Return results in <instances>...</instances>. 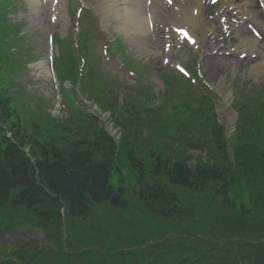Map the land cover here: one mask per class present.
Wrapping results in <instances>:
<instances>
[{
	"label": "rangeland",
	"instance_id": "obj_1",
	"mask_svg": "<svg viewBox=\"0 0 264 264\" xmlns=\"http://www.w3.org/2000/svg\"><path fill=\"white\" fill-rule=\"evenodd\" d=\"M6 1L12 0H0V18L6 16L13 23L21 24L22 31L18 32L17 44L0 41V56L3 55L4 48L8 51L14 49L22 57L28 56V53L35 54L23 83L21 79L10 76L2 78L8 88L13 83L22 84L23 93L18 96L23 99H17L16 102L19 110L23 111L21 120L25 121L30 134H35L41 141L56 139L57 145L60 144V138L67 137L60 136L65 133L63 130L69 117L65 106L67 104L72 110L75 103L68 100L69 96L62 103L61 88L69 82L59 81L54 67L60 60L58 55H65L73 47L81 46L82 30L87 39L83 43L89 45V59L95 72L103 78L107 91L104 98H120L122 114H126L131 99L138 98L135 108L139 112L132 114L134 120L129 121L128 127H123L120 132L109 128L121 148L123 144H127L114 159L111 184L114 188L126 190L128 208L121 212L105 206H94L86 221H71L61 212L57 222L46 225L24 211L13 212L7 207L0 211V234L12 230L15 232L14 236L22 241H6L4 245H0V264H250L252 250L240 249L223 239L243 236V239L259 240L264 237L263 185L247 190L246 187L242 188L243 185L237 184L242 181L238 179L227 192L218 194L211 209H206L211 201L210 197L194 195L193 192H178L181 210L175 211L174 216L168 220L155 218L136 199L135 173L127 164L126 151L123 150L134 149L144 166H147V156L152 150L164 152L172 160L185 162L191 170L199 165L213 168L216 164H226L227 160L234 163L237 156L249 154L250 150L245 145L257 147L264 144V139L261 138L243 137L244 143L239 140V126L242 122L247 120L246 129L257 128L259 116L256 109L260 101L264 102V97L261 98L258 94L264 95V76L255 80L240 70L235 74L225 73L224 86L229 87L232 92L229 106L235 111L232 120V114L225 107L223 92L220 90V93L216 88L221 79H216L215 71L209 72L204 67L205 54L201 47L196 49L184 42L180 46L175 45L173 52L165 54L166 56H158L151 45L149 52L143 54L135 38L131 40L127 35L117 32V18L103 13L98 8L97 0H72V4H68L66 0L54 23L49 22L44 13L46 9L42 10L29 0H13L19 8L14 12L8 9L6 15ZM43 2L44 0H40V7L46 6ZM86 13H90L95 20L91 22L92 19ZM197 33L204 34L200 31ZM53 39L55 46L52 47L50 40ZM51 54L55 56L54 64ZM170 54H173V58L169 57ZM124 56L133 62L132 67L139 74L123 70ZM166 59L169 61L167 64ZM80 62L83 64L82 60ZM106 77L117 79L121 85ZM82 82L85 83L83 95L79 94ZM89 87V79L85 76L73 91L76 96L88 102L86 105L92 106L93 112L98 108L93 100L87 98ZM91 89L94 90L93 83ZM10 93L12 92L8 94ZM147 96L151 107L156 108L160 114L155 131L160 129L170 114H174L175 117H169V122H183L194 133L192 118L182 116L178 108H191L194 112L198 105L206 106V110L211 107L219 115L220 122L227 131L229 145L226 155H215L210 146L205 149L183 146L174 139L180 135L179 131L174 132V129L180 127L179 124L169 127L167 134L139 127L138 122L144 116L149 123L148 111L143 102V97ZM215 99L216 106L212 107ZM234 101H239L240 108L232 105ZM80 108L81 105H78L77 110ZM241 109L251 116L241 113ZM74 111L76 110L72 113ZM108 114L105 109L101 116L106 118ZM42 116H47V119L43 120ZM205 122L204 118L197 119L194 124L203 125ZM244 126L246 127L245 123ZM246 129H243V136H248ZM83 135L88 139L91 137L88 132L79 134ZM105 154L103 150L99 152L100 157ZM204 234L213 235L221 241L211 242L209 238L202 241ZM31 236L49 240L52 249L30 240ZM259 255L264 259V246Z\"/></svg>",
	"mask_w": 264,
	"mask_h": 264
},
{
	"label": "trees",
	"instance_id": "obj_2",
	"mask_svg": "<svg viewBox=\"0 0 264 264\" xmlns=\"http://www.w3.org/2000/svg\"><path fill=\"white\" fill-rule=\"evenodd\" d=\"M3 92L0 85V210L8 207L13 212L24 211L46 225L57 222L63 209L71 221H86L94 206L126 210L128 204L124 191H116L110 181L114 159L127 144L121 148L91 117L86 123L68 120L63 130L65 133L60 135L67 137L60 138L58 145L56 139L41 141L35 134H30L21 121L23 116L14 112L11 100L3 98ZM98 101L108 104L113 114L117 112L112 100L99 97ZM211 110L206 111V106L198 105L194 108V121L204 118L201 115L209 114ZM256 110L259 116L257 128L246 129L247 120L239 126L241 143L245 141L243 137L264 139V106ZM241 113L249 114L245 110ZM119 123L122 125L121 121ZM180 127L174 132L179 131L183 146L195 149L210 146L215 155H226L229 141L225 138L224 126L216 118L209 117L208 124H194V133L187 124L181 130ZM244 128L248 136H243ZM6 132L11 134L12 140L6 137ZM84 132L91 135L90 139L79 136ZM256 135L260 137H254ZM245 146L249 148V154L237 156L234 163L227 160L226 164H216L213 168L199 165L194 171L185 162L172 160L164 152L150 151L149 162L144 166L134 149L123 151H126L125 160L135 173L139 186L136 199L152 216L168 220L175 211L181 210L178 192L210 197L206 209H211L218 194L227 192L238 179L242 181L237 184L247 190L260 185L264 187V144ZM27 147L30 157L22 151ZM102 150L106 154L100 157ZM232 245L253 251L250 264H264L259 255L264 244L234 242Z\"/></svg>",
	"mask_w": 264,
	"mask_h": 264
},
{
	"label": "bare ground",
	"instance_id": "obj_3",
	"mask_svg": "<svg viewBox=\"0 0 264 264\" xmlns=\"http://www.w3.org/2000/svg\"><path fill=\"white\" fill-rule=\"evenodd\" d=\"M29 1L40 7V0ZM45 1L48 5L45 14L50 21H55V14L64 0ZM193 1L195 5H190L192 0H152L147 5V0H99V7L114 12L117 32L131 40L135 38L143 54L149 52L151 45L153 48L151 41L160 46L161 40L172 38L177 42L185 37L195 39L198 48L199 38L195 31L202 30L207 35V39L204 37L201 41L204 67L209 72L215 71L216 79H221L216 88L223 92L230 114L233 111L229 106L232 92L224 86L225 73L235 74L240 70L255 80L264 76V14L259 0H218L214 7L207 4L208 0ZM212 12L218 15L210 21L206 16ZM244 20L251 25L247 26ZM249 26L259 30L261 41L249 34ZM254 54H258V60L252 58Z\"/></svg>",
	"mask_w": 264,
	"mask_h": 264
}]
</instances>
